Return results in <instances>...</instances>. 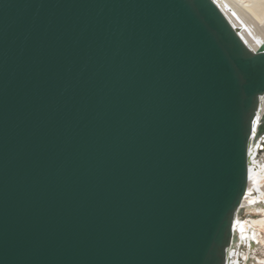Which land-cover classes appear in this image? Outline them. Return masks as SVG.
I'll return each mask as SVG.
<instances>
[{
  "label": "water",
  "instance_id": "water-1",
  "mask_svg": "<svg viewBox=\"0 0 264 264\" xmlns=\"http://www.w3.org/2000/svg\"><path fill=\"white\" fill-rule=\"evenodd\" d=\"M263 97L215 0H0V264H228Z\"/></svg>",
  "mask_w": 264,
  "mask_h": 264
},
{
  "label": "bare ground",
  "instance_id": "bare-ground-1",
  "mask_svg": "<svg viewBox=\"0 0 264 264\" xmlns=\"http://www.w3.org/2000/svg\"><path fill=\"white\" fill-rule=\"evenodd\" d=\"M222 8L234 26L238 29L241 36L247 44L256 50L264 41V0H215ZM264 115V97L260 102L258 110L257 122L259 123ZM264 140V139H263ZM264 152V141L258 143L252 151V162L249 171V184L246 191V196L243 200L242 206L244 211L247 206H259L258 202L264 201V164L260 163L258 156H262ZM261 209V208H260ZM250 221H243L242 216H237L235 221V228L246 230L243 234L241 242L237 240L230 251L228 264H246L245 262L249 255L247 253L239 252L238 247L242 241L245 243H252L251 239L257 231L250 226ZM254 223V222H253ZM256 224V222H255ZM260 224L264 227V219H261ZM262 236V230L258 229ZM264 240V239H263ZM262 241V240H261ZM240 244V245H239ZM245 255V256H244Z\"/></svg>",
  "mask_w": 264,
  "mask_h": 264
},
{
  "label": "rangeland",
  "instance_id": "rangeland-1",
  "mask_svg": "<svg viewBox=\"0 0 264 264\" xmlns=\"http://www.w3.org/2000/svg\"><path fill=\"white\" fill-rule=\"evenodd\" d=\"M258 160L260 163L264 164V152L262 153V156H258ZM259 206H247L245 207L244 214L242 215V220L247 221L249 220L250 226L254 229V231H257V233L252 236V243H245L242 241L241 245L237 248L239 252L247 253L248 258L245 262L246 264H264V227L260 224L261 219H264V201L258 202ZM261 208V209H260ZM254 222V223H253ZM256 222V224H255ZM262 230V236L258 232V229ZM238 240L242 239L243 234H246V230L241 228H236ZM262 240V241H261ZM238 243V242H237ZM245 256V255H244Z\"/></svg>",
  "mask_w": 264,
  "mask_h": 264
}]
</instances>
